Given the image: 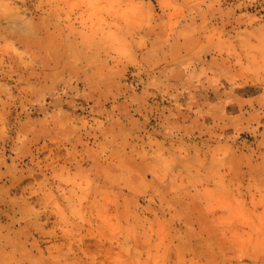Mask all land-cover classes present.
<instances>
[{"label":"rangeland","instance_id":"obj_1","mask_svg":"<svg viewBox=\"0 0 264 264\" xmlns=\"http://www.w3.org/2000/svg\"><path fill=\"white\" fill-rule=\"evenodd\" d=\"M0 264H264V0H0Z\"/></svg>","mask_w":264,"mask_h":264}]
</instances>
